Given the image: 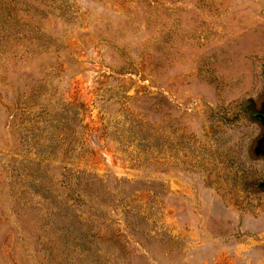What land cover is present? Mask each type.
I'll return each mask as SVG.
<instances>
[{
	"label": "rangeland",
	"instance_id": "1",
	"mask_svg": "<svg viewBox=\"0 0 264 264\" xmlns=\"http://www.w3.org/2000/svg\"><path fill=\"white\" fill-rule=\"evenodd\" d=\"M258 113L264 0H0V264H264Z\"/></svg>",
	"mask_w": 264,
	"mask_h": 264
},
{
	"label": "water",
	"instance_id": "2",
	"mask_svg": "<svg viewBox=\"0 0 264 264\" xmlns=\"http://www.w3.org/2000/svg\"><path fill=\"white\" fill-rule=\"evenodd\" d=\"M254 117L256 119H259L263 123V125H264V114L258 113L256 115H254ZM262 149L264 150V140L262 141ZM262 186H264V183L262 184Z\"/></svg>",
	"mask_w": 264,
	"mask_h": 264
},
{
	"label": "trees",
	"instance_id": "3",
	"mask_svg": "<svg viewBox=\"0 0 264 264\" xmlns=\"http://www.w3.org/2000/svg\"><path fill=\"white\" fill-rule=\"evenodd\" d=\"M143 140H146L145 138Z\"/></svg>",
	"mask_w": 264,
	"mask_h": 264
}]
</instances>
